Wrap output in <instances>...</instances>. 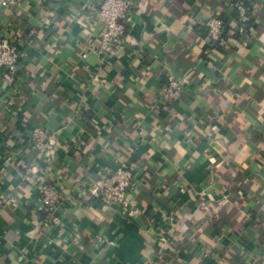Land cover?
I'll return each instance as SVG.
<instances>
[{
	"label": "crops",
	"instance_id": "1",
	"mask_svg": "<svg viewBox=\"0 0 264 264\" xmlns=\"http://www.w3.org/2000/svg\"><path fill=\"white\" fill-rule=\"evenodd\" d=\"M97 1L0 6V38L21 54L15 79L0 77V198L15 199L0 207V264H264V0H131L109 55ZM169 74L188 77L166 109ZM36 127L52 150L34 146ZM120 167L134 215L85 190ZM42 173L58 225L44 222Z\"/></svg>",
	"mask_w": 264,
	"mask_h": 264
},
{
	"label": "built area",
	"instance_id": "2",
	"mask_svg": "<svg viewBox=\"0 0 264 264\" xmlns=\"http://www.w3.org/2000/svg\"><path fill=\"white\" fill-rule=\"evenodd\" d=\"M18 0H0V6L10 8L15 6ZM96 17L101 24L99 43L101 52L106 55L112 54L114 46L126 33V28L133 14L131 0H98ZM240 31H243L251 18L244 6L238 7ZM208 37L210 45L215 47L225 46L228 42L224 35V21L221 18H211L207 21ZM20 45L5 38H0V77L13 80L21 70ZM188 77H176L172 74L167 76V82L162 87L160 99L166 109H170L181 97L185 88V80ZM30 137L34 146L42 151L52 150L54 136L46 128L36 127L31 130ZM35 184L41 197L46 225L60 224L57 216L60 193L55 185L48 181L44 173L38 174ZM135 184L134 175L128 167H120L102 175L85 188L86 192L98 198L105 205H122L127 208L131 215L138 211L131 198L130 191ZM15 199L0 198V207L4 204H14Z\"/></svg>",
	"mask_w": 264,
	"mask_h": 264
},
{
	"label": "trees",
	"instance_id": "3",
	"mask_svg": "<svg viewBox=\"0 0 264 264\" xmlns=\"http://www.w3.org/2000/svg\"><path fill=\"white\" fill-rule=\"evenodd\" d=\"M238 14V13H237ZM223 21H224V31H223V33H224V35L226 36V33H227V24H226V21H225V18H221ZM246 28V27H245Z\"/></svg>",
	"mask_w": 264,
	"mask_h": 264
}]
</instances>
